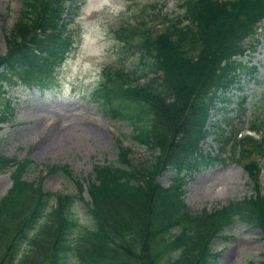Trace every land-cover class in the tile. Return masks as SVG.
Returning <instances> with one entry per match:
<instances>
[{"label":"trees","instance_id":"1","mask_svg":"<svg viewBox=\"0 0 264 264\" xmlns=\"http://www.w3.org/2000/svg\"><path fill=\"white\" fill-rule=\"evenodd\" d=\"M65 1L22 0L19 16L3 29L0 119L13 113L3 96L9 71L22 66L23 80L42 88L53 65L69 51L73 40L66 23L77 2ZM181 6L182 15L164 29L141 32L139 60L143 72L152 76L141 84H127V72L116 70L113 77L106 73L96 90L104 109L129 120L130 135L157 151L153 160L135 164L129 159L130 149L119 145L117 165H94L93 175L86 178L84 200L80 179H75V192L44 189L38 179L23 176L29 157L0 152V172L10 169L11 178L0 196V264H154L156 240L176 253L170 264H209L220 253L212 249L213 239L227 237L222 231L233 222L264 228V193L258 187L255 160L245 164L254 194L211 210L188 209L184 180L178 174L169 184L158 180L168 168L178 173L212 162L209 154L201 153L195 161L191 153L205 134L217 90L229 86L242 71L254 75L255 65L232 56L243 52L245 38L264 16V0H184ZM246 101L242 94L236 104L244 109ZM235 144L239 156L264 155V134L259 140L245 136ZM58 168L71 175L66 165H49V171ZM76 199L87 205L84 222L73 210Z\"/></svg>","mask_w":264,"mask_h":264},{"label":"rangeland","instance_id":"2","mask_svg":"<svg viewBox=\"0 0 264 264\" xmlns=\"http://www.w3.org/2000/svg\"><path fill=\"white\" fill-rule=\"evenodd\" d=\"M181 1L113 0L115 4L122 3L125 11L118 17L109 15L107 11L97 15L116 41L114 52L117 59L107 63L104 71L132 67L139 75L143 65L136 59L138 50H124L123 35L129 34L131 41L136 42L140 39L137 28L140 21L155 15L169 17L176 14L181 10L178 6ZM69 3V0L65 1V4ZM21 4L22 0H0V53L5 50L3 29H8L18 17ZM82 4L83 0L71 8L74 15L66 25L72 40L78 33L74 17ZM259 25L258 31L248 39L255 43V49L250 53L247 51L251 61L258 66L255 79L242 74L244 78L239 79L229 91L230 99L216 98L209 107L206 132L200 147L202 152H209L215 159L212 164L189 173L192 176L186 178L182 185L183 199L191 212L201 211L202 208L211 210L230 199L254 194L253 179L249 178L245 167L250 160H255L259 168L257 183L261 193H264V156H239V145L235 144L233 137L237 129L251 126L252 118L257 114L263 118L260 124L264 122V20ZM132 26L136 28L128 31ZM64 58L53 66L44 89L36 87L30 79L23 80L22 66L8 72L9 84H4L6 90L3 96L9 98L14 106V114L11 119L0 121V152L9 157H29L32 163L26 167L23 176L29 180L38 179L44 189L62 193L78 189L76 178L81 180L84 189L86 178L93 175L95 164L111 162L117 165L118 144L130 148L128 156L133 163L146 165L152 161L157 151L130 137V122L125 118H112L96 97V91L90 97L69 100L51 91L55 86L54 70ZM146 78L142 76L139 81ZM241 93L248 94V98L253 96L252 104H246L244 110L237 108L233 102L235 96ZM236 156L239 158L235 159ZM52 164L66 165L71 175L62 168L49 171ZM9 171L0 172V196L11 185ZM175 173L173 167L168 168L158 175V180L169 184L170 177ZM82 195L83 199L88 197L85 189ZM84 200L76 199L73 203L75 215L81 222L89 217ZM224 231L229 237L213 239L212 249L222 250L209 264H259L264 259V228L236 221ZM152 251L154 264H170V257L176 255L168 245L158 240L152 243Z\"/></svg>","mask_w":264,"mask_h":264},{"label":"clouds","instance_id":"3","mask_svg":"<svg viewBox=\"0 0 264 264\" xmlns=\"http://www.w3.org/2000/svg\"><path fill=\"white\" fill-rule=\"evenodd\" d=\"M107 11L119 16L125 6L113 0H83L74 17L78 26L77 36L65 58L54 70L55 86L51 90L64 100L90 97L103 82L104 66L117 59L114 52L115 39L98 14Z\"/></svg>","mask_w":264,"mask_h":264},{"label":"bare ground","instance_id":"4","mask_svg":"<svg viewBox=\"0 0 264 264\" xmlns=\"http://www.w3.org/2000/svg\"><path fill=\"white\" fill-rule=\"evenodd\" d=\"M54 131H55V130H54ZM51 135H52V134H51ZM98 136H99V135H98ZM98 136H97V137H98ZM52 138H53V137H52ZM51 141H52V140H51ZM61 144H62V143H61Z\"/></svg>","mask_w":264,"mask_h":264}]
</instances>
